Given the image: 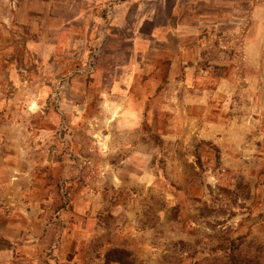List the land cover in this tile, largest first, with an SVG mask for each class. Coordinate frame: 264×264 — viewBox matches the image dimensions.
Listing matches in <instances>:
<instances>
[{"label":"rangeland","instance_id":"374dc122","mask_svg":"<svg viewBox=\"0 0 264 264\" xmlns=\"http://www.w3.org/2000/svg\"><path fill=\"white\" fill-rule=\"evenodd\" d=\"M112 248L264 264V0H0V264Z\"/></svg>","mask_w":264,"mask_h":264},{"label":"trees","instance_id":"16d2710c","mask_svg":"<svg viewBox=\"0 0 264 264\" xmlns=\"http://www.w3.org/2000/svg\"><path fill=\"white\" fill-rule=\"evenodd\" d=\"M106 261L117 264H135L132 251L125 248H112L106 254ZM247 264H262L260 262L253 263L248 261Z\"/></svg>","mask_w":264,"mask_h":264},{"label":"crops","instance_id":"0c3cea01","mask_svg":"<svg viewBox=\"0 0 264 264\" xmlns=\"http://www.w3.org/2000/svg\"><path fill=\"white\" fill-rule=\"evenodd\" d=\"M260 11H262V6H260V7H258V8L256 9L254 15H255L256 18H259L258 24H259V25H262V18H261ZM260 34H261V32H260ZM260 64H261V62H260ZM256 66H257V65H256Z\"/></svg>","mask_w":264,"mask_h":264}]
</instances>
